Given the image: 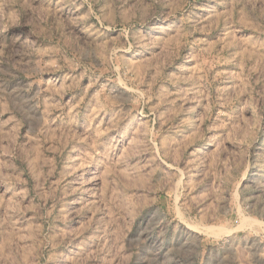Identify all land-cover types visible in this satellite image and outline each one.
<instances>
[{
    "label": "rangeland",
    "instance_id": "1",
    "mask_svg": "<svg viewBox=\"0 0 264 264\" xmlns=\"http://www.w3.org/2000/svg\"><path fill=\"white\" fill-rule=\"evenodd\" d=\"M0 264H264V0H0Z\"/></svg>",
    "mask_w": 264,
    "mask_h": 264
},
{
    "label": "bare ground",
    "instance_id": "2",
    "mask_svg": "<svg viewBox=\"0 0 264 264\" xmlns=\"http://www.w3.org/2000/svg\"><path fill=\"white\" fill-rule=\"evenodd\" d=\"M244 218V217H243ZM257 221L253 220V219H250V218H246L243 220V226L246 224L248 225H252L254 223H256ZM242 226V225H241ZM207 228V227H206ZM239 228V227H238ZM233 230V229H232ZM231 229H225V228H220V227H210V228H207V232H211L212 235H226V234H230L231 232H233ZM236 230H239V229H236ZM206 232V233H207Z\"/></svg>",
    "mask_w": 264,
    "mask_h": 264
}]
</instances>
